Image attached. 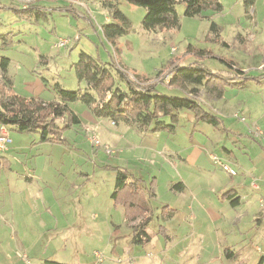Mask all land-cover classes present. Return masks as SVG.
Segmentation results:
<instances>
[{
    "label": "rangeland",
    "instance_id": "374dc122",
    "mask_svg": "<svg viewBox=\"0 0 264 264\" xmlns=\"http://www.w3.org/2000/svg\"><path fill=\"white\" fill-rule=\"evenodd\" d=\"M12 2H15V8L21 7L19 10L23 11V7L31 0H0V7L10 6ZM254 2L249 7L247 0H225L222 12H206L196 18L186 17V6L179 2L176 11L180 28L159 30L157 33L143 29L142 22L146 15L144 8L123 1L119 4L129 24L126 34L116 39L115 47L118 49L119 62L124 65V69H128L133 79L138 75L146 84L161 81L158 89L163 93L192 97L211 112L224 108L239 114L234 120L228 117L223 119L220 114L221 120L218 119L217 126L203 124L205 122L198 124L192 137L188 132L189 119L182 116L177 127L178 133L165 136L169 140L160 137V134H152L156 135L153 138L150 133L145 134L146 138L139 141L142 146L138 150L130 146L129 155L135 152L137 159H142L141 167L147 166L145 173L148 176L149 170L158 169L164 159L173 158L178 164L181 160L179 155L189 159L201 149L203 157L214 155L233 168L237 172L233 179L247 182L241 187L243 196L240 203L234 206L231 201L236 196L232 197L230 192L233 187L227 184L219 192L220 181L232 176L221 166L215 165L212 158L211 165L201 172L184 162L187 170L200 176L202 185H205L204 191L208 190L217 197L221 194L224 201L238 208L236 211L239 214L235 215L237 224L227 230L242 232V236L235 241L236 246L230 248L235 253L232 260H219V257L228 255L211 250L210 245L204 244L200 238H194V230L188 228L186 219L183 225L176 224L179 219V216L175 218L177 213L173 216L175 220L172 224L166 226L164 221L173 217L168 216V210H162L163 215H159L158 210L149 226V232L156 234L155 238L147 247H135L139 249V256L144 258L140 262L133 260L134 264H259L264 259V0ZM40 4L50 9L71 4L72 11L48 9L21 13L14 11V8H0V63L3 57L10 60L7 76L13 82L12 89L17 94L36 96L42 87L53 92L52 86L56 84L71 92L84 88V83H79L72 69L82 52L104 63L112 62V58H115L114 46L101 29L105 22L112 20L109 11L99 2L91 0H43ZM211 13L213 16L207 17ZM212 23L221 29L218 36L211 32ZM60 39L70 41L67 47H57ZM196 63L204 64L220 76L210 84L211 89L195 85L181 89L167 84L170 81L168 74L174 65ZM242 75L245 78L240 79ZM230 77L233 79L227 82ZM240 82L242 84H238ZM73 106L86 107L78 102ZM185 113L193 115L191 112ZM257 129L262 132L260 136L255 133ZM9 131L14 133L11 129ZM229 136H232L231 141H228ZM223 141L229 143V154L222 151L225 145ZM104 155L101 152L98 162L103 163ZM3 157L0 154V163ZM76 157L82 162L78 163L79 169L88 168L84 163L89 160L88 155L81 151ZM63 162H66V158L58 163ZM167 163L172 170L177 169L174 162ZM100 172L97 171L90 179L92 183L100 180ZM41 186V183L34 182L32 188L27 189L28 193L45 192L46 188L50 192L56 190L53 184ZM79 190L94 191L98 195L102 193L103 187L90 185L87 190L81 186ZM210 203L217 204L209 198L207 205ZM151 205L156 210L159 201L153 200ZM15 209L20 211V206L16 205ZM252 211L255 212V218L251 216ZM8 217L9 214L5 219L3 216L0 218V264H44L45 261L62 260L67 264H99L95 252L104 255L103 264H130L126 256L127 250L131 249L127 236L108 243L104 239L108 230L101 226L62 229L57 225L44 228L34 223L29 215L26 220L16 219L14 222ZM160 224L171 228L168 246L157 234ZM203 232L211 233L208 229ZM123 233L128 235V231L123 230ZM219 233L220 243L224 246L226 239L222 238L221 231ZM119 260L122 262L119 263Z\"/></svg>",
    "mask_w": 264,
    "mask_h": 264
},
{
    "label": "crops",
    "instance_id": "0c3cea01",
    "mask_svg": "<svg viewBox=\"0 0 264 264\" xmlns=\"http://www.w3.org/2000/svg\"><path fill=\"white\" fill-rule=\"evenodd\" d=\"M218 1L222 5L225 2V0ZM247 1L249 7L255 3L254 0ZM207 12L212 11L209 10ZM212 13L207 17L213 16ZM109 18L111 19V17ZM18 94L23 97H38L45 101L57 99L54 91L49 92L44 87L41 88L36 96ZM71 108L79 116L81 124L67 130L63 134L64 140L61 142L39 143L37 134H33L34 136L30 137L26 135L28 133L15 131H13V134L10 133L11 143L8 145L7 151L3 153V162L0 163V218L3 216V219H5L4 217L9 214L8 219L14 222L16 219L19 221L26 220L29 215L34 223L44 228L57 225L62 229L101 226V228L108 230L107 236L104 237L108 243H111L112 240L119 241L122 237L127 236V243L131 249L127 250L126 256L129 261L140 262V259L144 257L139 256V249L135 247L141 245L133 244L132 237L134 227L139 224L142 217L129 220L125 206L117 203L112 197L117 178L115 168H121L128 172L130 182L137 183L141 187V203L147 206L149 215L152 214V219L147 226L148 232L149 226L155 217V211L159 210V215H163L161 213L162 210L165 209L169 212L173 210L174 213H177L175 218L179 216L176 224L183 225L186 219L188 228L194 230L193 237L200 238L204 244L210 245L211 250L215 249L224 255L226 249H233L232 247L236 246L235 241L237 237L242 236V232L230 231L231 236H229L230 232H227V230L237 224L235 215L239 214L236 211L238 208L232 207L229 202L224 201V197H221V194L217 197L208 190L204 191L205 185H202L200 176L192 174L184 165V162L188 163L201 172L211 165L212 155L203 157L204 152L199 149L189 159L186 157L182 158L179 155L178 157L181 160L178 161V164L177 160L173 158L164 159L158 169L149 170V174L146 176L145 170H147V166L145 168L141 167L142 159H137L135 152L129 155L130 146L137 150L142 146L139 141L146 138L145 134H141L135 128L125 124L114 125L113 121L109 119L96 117L87 106L74 107L71 104ZM185 112L189 111L180 112V118L182 116L188 117V132L189 136L192 137L197 125L202 124L203 121H197L194 113L191 112L193 115H189ZM211 113L216 115L218 119L221 118L220 114H222L223 119L228 117L230 120L237 119L239 115L237 111L230 112V109L224 108ZM164 121L167 124L169 123L168 119ZM203 124L208 123L205 122ZM177 127L178 125L173 132H151L150 136L153 138L156 135L152 134H160V137L165 138L166 135L177 134ZM92 137L99 139L101 142L100 147L93 145ZM228 138V141H231L232 136ZM165 140H169V138H165ZM223 143L225 142L223 141ZM105 146L109 147L113 153L108 154L105 151ZM229 148V143L226 142L222 151L229 154ZM81 151L89 156V160L84 161L88 168L84 170L79 169L78 163L82 162L76 157V154H80ZM101 152L107 156L105 157L104 155L103 163L97 160L101 156ZM126 152L128 155H126ZM41 157L43 158L41 159ZM65 158L66 162L58 163L59 161H64ZM167 161L177 164L175 165L177 169L172 170L168 167ZM174 163L172 164L174 165ZM200 165H204V167ZM97 171H101L100 174L102 176L98 182L95 180L92 183L90 179L96 175ZM233 178L220 181L219 192L229 184L231 188L233 187V191L230 192L233 196H236L235 199H239L237 203L239 204L240 198L243 196L241 187L247 182ZM34 182L41 183V187L53 184L56 190L50 192L46 188L45 192L28 193L27 189L32 188ZM90 185L94 187L97 185L99 187L102 186V193L97 195L94 194V191L81 192L79 190L81 186H85V189L88 190ZM176 185L183 186V190L174 188ZM207 192H209V195ZM209 198L211 202L217 203L216 206L212 205V203L207 205ZM153 200L159 201V208H156V210L151 205ZM23 203L28 207L25 208ZM231 204L237 205L233 204L232 201ZM16 205L20 206V211H16ZM20 212H25L26 214L24 215ZM2 213L4 215H1ZM180 214L184 216H180ZM251 216L255 218L254 211H252ZM175 218L163 220L164 224L166 226L168 223L172 224ZM159 219L162 220L160 217ZM160 227L165 229V234H157L163 238L165 246H168L171 241V228L162 224L158 226V229ZM204 229L210 230L211 233L203 232ZM123 230L128 231V235L124 234ZM219 231L222 232V238L226 239L224 246L220 243L221 235ZM150 233L153 235L151 242L142 247H147L153 242L156 234ZM228 257H219V260L230 261L231 259ZM58 263L67 264L63 260Z\"/></svg>",
    "mask_w": 264,
    "mask_h": 264
},
{
    "label": "trees",
    "instance_id": "16d2710c",
    "mask_svg": "<svg viewBox=\"0 0 264 264\" xmlns=\"http://www.w3.org/2000/svg\"><path fill=\"white\" fill-rule=\"evenodd\" d=\"M43 0H31L23 7V11L15 8V2L3 8H14L21 13L26 11L71 12L72 5L65 7L46 8L41 6ZM101 4L109 11L111 21L101 26L102 32L114 46L115 58L112 62L104 63L99 58L82 52L79 59L72 65L79 83L84 88L77 91H66L59 84L52 86L57 99L45 101L38 97H23L12 89V80L7 76L10 60L2 58L0 63V126H5L18 133L37 134L39 143H57L63 141V134L74 126L80 125L79 116L71 108V104L82 103L99 118L109 119L115 124H125L133 127L141 134L156 133L160 131L173 132L179 123L180 112L189 111L195 114L197 121H203L213 126L218 125V117L208 111L200 102L189 96H171L159 91V83H149L135 75L132 78L129 71L124 69L118 60V49L115 47L116 39L127 32L129 20L119 9L121 1L142 7L146 10L143 19V29L157 33L159 30H172L180 28V20L176 11L179 2L185 4V16L190 18L202 17L204 12H222L223 5L218 0H91ZM1 6V7H2ZM0 7V8H1ZM221 29L215 23L211 25V32L216 36ZM204 54V52H200ZM118 63L121 65L119 66ZM235 68V67H234ZM243 74V73H241ZM170 87L187 85L204 86L211 89L210 84L220 77L209 70L204 64L196 63L188 66L174 65L168 74ZM223 77V76H221ZM228 79V81L233 78ZM239 78V77H238ZM245 78L243 75L240 79ZM45 82H47L45 80ZM48 83V82H47ZM231 84V82H229ZM242 84V83H238ZM49 85V84H48ZM50 86V85H49ZM215 88V87H214ZM222 94L221 92H219ZM168 119L167 124L164 120ZM10 133V131H9ZM117 172L116 187L113 199L125 206L129 220L142 217L139 224L134 227L132 243L146 246L153 235L148 232L147 226L152 219L147 206L141 203V187L130 182L129 174L125 169L115 168ZM183 190V186L174 188ZM227 195H231L228 193ZM233 197V195H231ZM238 198L232 201L238 203ZM165 210V209H164ZM171 210L168 216H174ZM159 234L164 235L165 229L160 227ZM229 259L235 253L226 249ZM44 264H61L54 261H45ZM259 264H264L262 259Z\"/></svg>",
    "mask_w": 264,
    "mask_h": 264
},
{
    "label": "built area",
    "instance_id": "2783aa9c",
    "mask_svg": "<svg viewBox=\"0 0 264 264\" xmlns=\"http://www.w3.org/2000/svg\"><path fill=\"white\" fill-rule=\"evenodd\" d=\"M69 42L70 41H68V40L60 39L58 44H57V47L58 48L67 47ZM243 120H244V118H243ZM113 124L115 125V123H113ZM255 133H256L257 136H260L262 134V132L259 129H257ZM91 140H92L94 146H96V147H100L101 146V142L96 137H92ZM10 143H11V139H10V133H9L8 128L5 127V126H0V154H3V153H5L7 151L8 145ZM105 151L108 154H112L113 153V151L107 146H105ZM212 160H213V163L215 165L221 166V168L225 172H227L230 176L235 177L237 175V172L233 168H231L228 164L223 163L216 156L212 155ZM95 258H96V260H97V262L99 264H103L104 261H105L104 255H102L99 252H95ZM121 262H122V260H119V263H121ZM129 262H130V264H134L132 260L129 261Z\"/></svg>",
    "mask_w": 264,
    "mask_h": 264
}]
</instances>
